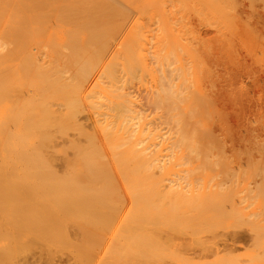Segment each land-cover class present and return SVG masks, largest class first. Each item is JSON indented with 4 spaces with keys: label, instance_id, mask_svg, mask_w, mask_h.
Instances as JSON below:
<instances>
[{
    "label": "bare ground",
    "instance_id": "bare-ground-1",
    "mask_svg": "<svg viewBox=\"0 0 264 264\" xmlns=\"http://www.w3.org/2000/svg\"><path fill=\"white\" fill-rule=\"evenodd\" d=\"M253 1L258 0H0V264H166L170 260L183 264L186 259L178 256L181 252L177 254V248L182 250L179 246H184V242L192 245L198 236L201 240L205 239L207 236L204 235V230H208L205 231L206 235H220L221 231L218 232L216 226L232 218L237 219L236 221L242 219L243 207L238 204L240 199L237 202L233 199L241 193L232 194L236 187L235 182H232L240 178L238 183L241 184L244 175L237 174V168L238 171L230 172L229 166L226 169L223 161L219 162L222 158L218 156L224 152V147H264V126L262 128L260 123V129L252 125L253 134L251 132L246 141L242 140L243 137H238L240 135L237 131L238 135L235 134L226 116L229 109L225 110L220 94L223 87H220L222 81L219 80L218 69L213 67L215 64H210L214 60H209L212 58L209 53L213 51L209 52V45L212 47L210 41L214 40H205L200 28L197 33L194 22L203 20L221 38H227L226 33L239 40L241 38L248 44L254 43L258 37L252 30L254 26H251L252 20H255ZM189 13L193 14L192 17H199L197 20L195 18L196 21L193 17L194 26L190 21V26L197 31L190 30L185 24L191 20V16L188 17L190 19L184 17ZM135 15L139 29L133 28L138 34L135 35V31L130 35L141 39L134 38L132 42L133 37L128 36L124 40L125 44L119 43L121 47H115L117 38L131 27ZM156 15L159 26H154V29L158 28L157 33L154 30L155 36L147 26L153 35V44H150L148 41L152 35L144 36L142 30L147 21L144 22L139 17L154 18ZM52 18L59 22V27L62 28L60 32L49 30L50 24L53 27V23L49 21ZM183 18L188 19L187 22H183L186 21ZM153 20L151 24L148 23L150 26ZM140 24H144V27ZM109 27L115 28L114 31L111 29L110 33ZM204 30L206 33L207 30ZM107 32L114 37L111 39ZM148 36L151 37L146 43L144 40ZM258 42H255L257 46L261 44ZM205 51L211 57L207 58ZM256 56L255 53L254 57ZM235 57L240 58L239 55ZM140 70L145 73L144 77L149 75L155 83L152 84L155 88L150 87L152 89L147 91L146 105H142V102L141 106L133 96L136 93L132 94L131 87L130 90L127 88L128 84L133 85V80L136 82ZM85 100L89 101L90 109H93L91 112L96 116L91 123L86 122L91 116L87 113ZM143 106H148L146 109H151L154 116L145 113L146 109L143 112ZM87 128L92 131L89 132ZM97 133H102L103 136ZM83 139L84 144L80 143ZM60 146L64 150L58 149ZM161 155L168 157L167 162L161 163ZM193 160L201 162L193 164ZM219 164L224 166L226 174L220 169L218 174L225 175V178L221 177L216 184L209 185L208 182L214 177H220L212 174L209 168L215 170ZM254 169L256 171L253 170L252 174L257 175L255 172H259L261 182L264 179V167L260 169L261 172L257 171V167ZM108 170L114 172V177H110ZM7 173L15 175H12L13 179L16 178L11 180V175L7 176ZM156 173L167 176L163 178H169V184L160 181L162 176L159 179L155 177ZM106 175L109 176L107 179ZM226 175L231 180L226 181ZM256 175L252 176L253 179L258 177ZM92 176L95 178L91 179ZM110 178H116L115 182H120L114 184L116 188L121 184L120 190L115 187H112L113 191L110 189L114 182ZM84 179L90 181L85 183ZM251 180L248 181L249 185ZM89 184H92L90 189ZM83 185L87 187L84 188ZM256 186H248L251 191L248 187L247 191L242 190L251 193L256 189L255 195L259 196L264 189L261 190L262 185L257 186L258 188ZM228 188L231 189L227 191ZM257 189H260L258 194ZM89 190H94V193ZM246 193V196L250 194ZM263 194L264 191L261 196ZM255 195H251L254 200ZM246 196H241L242 204ZM163 207L166 210L164 214L160 212ZM198 210H204L213 222L208 225L209 219L206 220L208 217L203 211L200 215L204 214L203 217L206 218L204 220L201 217V220L205 223L207 221L208 226L205 223L201 225V220H192L191 216L199 213L196 212ZM168 211L169 216L166 214ZM192 211L196 214H192ZM186 212L189 213V220L184 218L183 221L181 216L185 217ZM258 213L254 211L247 215L257 216ZM173 215L178 218V222ZM166 217L170 222L174 219L172 222L176 223L172 225ZM254 218L253 222L256 220ZM180 219L183 221L181 224ZM195 222L198 227H195ZM253 222L249 224L252 225ZM161 224L170 228L162 229ZM259 225L253 223L250 226L253 228L248 237L257 235ZM261 228L264 229V226ZM261 228L259 230L263 231ZM168 229L183 236L182 245L178 241H171L175 244L162 240L164 234L161 231ZM221 229L224 228L221 226ZM199 231L204 233L203 239L198 234ZM186 234L195 241H191ZM234 235H231L234 237L231 239L233 243L247 238L244 236L246 234ZM184 236L190 241L187 238L185 240ZM198 240L196 243L203 244L204 241ZM218 249L221 250L220 247ZM189 254L190 252L187 253ZM255 254L253 260L258 257ZM165 257L171 259L168 261ZM225 259L220 262H226ZM230 260V263L236 262ZM257 260L264 263V257L259 256ZM215 264H219V260Z\"/></svg>",
    "mask_w": 264,
    "mask_h": 264
},
{
    "label": "rangeland",
    "instance_id": "rangeland-1",
    "mask_svg": "<svg viewBox=\"0 0 264 264\" xmlns=\"http://www.w3.org/2000/svg\"><path fill=\"white\" fill-rule=\"evenodd\" d=\"M253 3H254V6H253V10H254V8H255V14H254V18L253 19H255V20H252L253 22H252V24H251V26L253 25L254 26V28H253V26H252V30L255 32V34H256V38H257V41H254V43L253 42H251V43H249V44H251V46L248 44V42H246V41H244V40H242L241 38H240V40L239 39H237V38H235L234 36L232 37L231 35H228V34H226L225 33V35H227V38H226V36L225 37H223V38H221V36H218L217 34H216V32L214 31V29L213 28H208L209 26H207L206 25V23H204V22H202L200 19H198L199 17L198 16H193L194 17V21H196L197 19V21H201V22H199L200 23V25H199V23H196V22H194L193 23V17H192V13L189 15H187V16H184L185 18H188L189 16H191L190 18H191V20H188V19H190V18H188V19H185V18H183L184 20H186V21H183V22H187V20H188V22L187 23H185V24H187L188 26H187V28L189 27L190 28V30L191 29H193V30H195L194 28L196 27V29L198 30H195V31H197V33H199V31L201 30V35H202V37H205V40H209V39H211L212 38V40H214V41H210V44L212 45V47L209 45V52H210V50H213V51H211V53H209L211 56H212V58H209V60H210V62H212L213 60H214V62H212V63H210L211 65H216L217 67H219V68H217L215 65L213 66L215 69H218V70H216V71H218V74H219V80H220V82L222 83L221 85H220V87L222 88L221 90L222 91H220V94L222 95V98H223V101H224V105H225V110L227 111L228 109V111L226 112V116H228L227 118L229 119V121L231 122L230 123V125L231 126H233L232 127V129H233V131L235 132V134H237V133H239V135L240 136H238L239 138L241 137H243L242 138V140H244V141H246V140H248V138L250 137V135H251V132L253 131L252 130V125L253 126H256V127H258V128H260V129H262L263 128V126H264V23H263V25H261L260 26V24L262 23V22H264V0H258V1H253ZM256 6V7H255ZM153 9V8H152ZM149 10H151V9H149ZM154 11V10H153ZM156 12V11H155ZM154 12V13H155ZM151 13H152V10H151ZM186 15V14H185ZM137 15H135L134 16V18H133V20H132V22H131V24H130V26L131 27H129L125 32H124V34L120 37V38H117V40L116 41H118V43L115 45V47L120 43V44H122V43H124V40H125V38H127L128 36H132L133 37V34L135 33V31H136V33H135V35L136 34H138L137 33V30L139 29V28H137V17H136ZM136 17V18H135ZM146 18H144V19H141L140 17H139V19L140 20H142V21H144V22H146L147 23V25L145 26V27H147V26H149L150 28H151V30H153L152 31V33L154 32V30H155V32L157 33V29L158 28H155L154 29V26L156 25L157 27L159 26V24H158V22H159V20L157 19L158 18V16L156 15L154 18H149L148 16H145ZM198 17V18H197ZM115 18V20H117L116 19V17H114ZM143 18V17H142ZM147 18H149V22H148V20H147ZM195 18H196V20H195ZM113 19V18H112ZM154 19V20H153ZM261 19V20H260ZM52 20H54V21H52ZM151 20H153V24H154V22L155 23H157V24H152L151 26L149 25V24H151L152 23V21ZM156 20V21H155ZM50 21V23L52 22L53 23V27L51 26V24H50V29L49 30H51V31H53V32H60L59 30H61L62 28L61 27H59L60 25H59V22L58 21H56L55 20V18H52L51 20H49ZM113 21V20H112ZM118 21V20H117ZM121 21V20H120ZM136 21V22H135ZM141 21V22H142ZM190 21H191V23H192V26H194V28L192 27V26H190L191 25V23H190ZM256 21H258V23L256 22ZM54 22L57 24L58 23V26H55L54 25ZM119 22V21H118ZM117 22V23H118ZM123 22V21H122ZM121 22V23H122ZM140 22V21H139ZM140 22V23H141ZM144 22H142V23H144ZM151 22V23H150ZM47 23H49V22H47ZM134 23H136L135 24V26L133 25ZM146 23H144V24H146ZM149 23V24H148ZM188 23H190V24H188ZM202 23H204V24H202ZM113 24V23H112ZM139 24V23H138ZM144 24H140L141 26L143 25V27H144ZM204 25V26H202V25ZM255 24V25H254ZM31 25H32V23H31ZM47 25V24H46ZM139 25V26H140ZM113 25H111V27H112ZM153 26V27H152ZM155 26V27H156ZM206 26V27H205ZM29 27H31V26H29ZM48 27V26H47ZM136 27L137 28V30L136 29H134V28ZM142 27V28H143ZM143 28L142 30L144 31L143 33L145 34L144 36H146V35H152V33H150L151 31H150V28L148 29V27L147 28ZM201 27H202V29H201ZM205 27V28H204ZM32 28H33V26H32ZM113 28V27H112ZM111 28V29H112ZM130 28H132V30L130 29ZM198 28H200V30L198 29ZM208 28V29H207ZM110 29V27H109V32L111 33L112 32V30L114 31V29H112L111 30ZM119 29V28H118ZM146 29H148L146 32H145V30ZM204 29H206L207 31H206V33L208 32V34H210V35H208V34H206L205 33V30ZM211 29H213V30H211ZM255 29V30H254ZM259 29V30H258ZM31 30V29H30ZM141 30V29H140ZM141 30V31H142ZM209 30V31H208ZM257 30V31H256ZM128 31H129V33H128ZM132 31V32H131ZM148 31H149V33H148ZM202 31H203V33L205 34L204 36H203V33H202ZM212 31V32H211ZM214 31V32H213ZM263 31V32H262ZM36 32V31H35ZM109 32H107L108 34H109V36L111 35V39H112V34H110ZM134 32V33H133ZM155 32L153 33V35L155 36ZM131 33H133L132 35H130ZM142 33V34H143ZM214 33V34H213ZM128 34V35H127ZM263 36H262V35ZM134 35V36H135ZM139 35H140V32H139ZM153 35H152V37L151 36H148V38L146 39V37H145V39L146 40H144V41H146V43H147V41H148V39H150V37H151V39H150V41H148L150 44H153L152 43V39H153ZM208 35V36H207ZM211 35H212V37H211ZM141 36V35H140ZM217 37V39H216V37ZM223 36H224V33H223ZM228 36H229V38H228ZM114 37V36H113ZM142 37V36H141ZM206 37H208V39L206 38ZM215 37V38H214ZM218 37H219V39H218ZM231 37V38H230ZM134 38L135 37H133L132 38V40H131V38H129L132 42H133V40H134ZM137 38V40H138V38H140V37H136ZM135 38V39H136ZM143 39H144V37H142ZM226 38V39H225ZM119 39V40H118ZM128 39V40H129ZM141 39V38H140ZM142 39V40H143ZM222 39V41H220ZM234 39V40H233ZM130 40H129V42H130ZM204 40V39H203ZM216 40H218V42L216 41ZM231 40H232V42L233 43H231L230 44V42H231ZM261 40V41H260ZM229 41V42H228ZM259 41V42H258ZM125 42H127V41H125ZM128 42V43H129ZM154 42V41H153ZM205 42V41H204ZM207 42H209V41H207ZM215 42H217V46L215 47V45H216V43ZM242 42V43H241ZM250 42V41H249ZM255 42H258V43H261V44H258V46H257V43L255 44ZM144 43V42H143ZM148 43V44H149ZM201 43H202V45H204L203 44V42L201 41ZM200 43V44H201ZM215 43V44H214ZM220 43V44H219ZM227 43H229L228 44V47H227ZM252 43H253V45H252ZM125 44V43H124ZM223 44V45H222ZM235 44V45H234ZM245 44V45H244ZM123 45V44H122ZM225 45V46H224ZM244 45V46H243ZM261 45H263L262 47H263V49H261L262 47H261ZM147 46H149V45H147ZM219 46H221V48L219 47ZM229 46H230V48H229ZM231 46L233 47V48H231ZM243 46V47H242ZM253 46V47H252ZM118 47L120 48L121 47V45H118ZM153 47V46H152ZM226 47V48H225ZM258 47V48H257ZM148 48H150V47H148ZM213 48V49H212ZM215 48L217 49V50H215ZM242 48V49H241ZM252 48H253V50H252ZM116 49H118V48H116ZM222 49H223V51H222ZM227 49V50H226ZM228 49H230V50H228ZM233 49V50H232ZM232 50V51H231ZM236 50V51H235ZM238 50V51H237ZM242 50V51H241ZM258 50V51H257ZM260 50H262V51H260ZM220 51V52H219ZM225 51H226V53H225ZM236 52V53H234V52ZM240 51V52H239ZM257 51V52H256ZM251 52H252V54H251ZM260 52H261V54H260ZM214 53V54H213ZM233 53V54H232ZM255 53L257 54V56L256 57H254L255 56ZM208 54V52L206 53V51L204 52V55L208 58L209 56L207 55ZM235 54V55H234ZM244 54V55H243ZM254 54V55H253ZM222 55H223V58H222ZM240 56V58L239 57H235V56ZM210 56V57H211ZM217 56V57H216ZM218 56H219V59H218ZM253 56V57H252ZM226 57V58H225ZM234 57V58H233ZM259 57H261V59L263 60H260L259 59ZM222 58V59H221ZM237 58H239V59H237ZM255 58V59H254ZM212 59V60H211ZM218 59V60H217ZM237 59V60H236ZM256 59H257V61H256ZM258 60H260V61H258ZM229 61V62H228ZM222 62V63H221ZM236 62V63H235ZM251 63V64H250ZM156 64H153V66L154 67H156L155 66ZM222 65V66H221ZM221 67H222V69H221ZM154 69V68H153ZM159 69V68H158ZM214 69V70H215ZM221 69V70H220ZM155 70H157V69H155ZM219 70H220V72H219ZM142 70H140L138 73L140 74V75H138L137 74V79L136 78H134V79H136V82L133 80V82H132V84L133 85H130V84H128L127 85V88L129 89L130 87H131V92H132V94H134V93H136L135 95H133V96H135L134 98L135 99H137L136 101H137V104L138 105H140V104H142V102H143V104L142 105H144L145 103H146V101H145V99L147 98V91L148 90H151L152 88L154 89L155 88V86H153V85H155V83H153L154 81L152 80L153 78H151L149 75H145V77H144V74H143V72H141ZM158 71V70H157ZM157 73H159V72H157ZM227 73V74H226ZM253 73V74H252ZM223 74V75H222ZM250 74V75H249ZM222 76H223V80H222ZM251 76V77H250ZM140 77V78H139ZM142 77V78H141ZM144 77V78H143ZM231 78H233V79H231ZM247 78V79H246ZM139 79V80H138ZM150 79V80H149ZM148 80V81H147ZM100 81V80H99ZM150 81V82H149ZM143 84H141V83ZM152 82V83H151ZM252 82V83H251ZM100 83V82H99ZM95 84H97V83H95ZM94 84V85H95ZM146 84V85H145ZM153 84V85H152ZM93 85V86H94ZM130 85V86H129ZM96 86V85H95ZM94 86V87H95ZM98 86V85H97ZM95 87V88H98V87ZM134 86V87H133ZM136 86V87H135ZM144 86V87H143ZM94 87H91V88H93L94 89V91H95V88ZM133 87V88H132ZM147 87V88H146ZM150 87H152V88H150ZM92 89V90H93ZM135 89V90H134ZM127 90V89H126ZM130 90V89H129ZM137 90H138V92H137ZM141 90H142V92H141ZM144 91V92H143ZM249 91V92H248ZM145 92H146V94H145ZM141 93H142V95H141ZM223 93V94H222ZM144 94H145V96H144ZM240 94V95H239ZM141 97V98H140ZM143 97H145V98H143ZM85 102H86V110H87V113L88 114H90V116H91V119L90 120H88V121H86V122H90L91 123V120H94V119H96V116H94V114L92 113L93 112V109H92V107H91V109H90V106H89V101L88 100H85ZM140 102V103H139ZM237 103V104H236ZM146 105V104H145ZM141 106V105H140ZM143 112H144V110L146 109V108H148V106H143ZM92 111V112H91ZM147 111V112H146ZM149 111V112H148ZM238 111V112H237ZM256 111V112H255ZM229 112V113H228ZM255 112V113H254ZM258 112V113H257ZM145 113H154L151 109H146L145 110ZM263 114V115H262ZM153 115V114H152ZM152 115H151V117H152ZM259 115V116H258ZM94 116V117H93ZM154 116V115H153ZM241 117V118H240ZM254 118V119H253ZM262 118H263V121H262ZM240 119V120H239ZM250 119H251V122H250ZM256 119V120H255ZM255 120V121H254ZM238 121V122H237ZM243 121V122H242ZM253 121V122H252ZM261 121V122H260ZM238 123V124H237ZM255 123V124H254ZM260 123H261V126H262V128H261V126H259L260 125ZM89 124V123H88ZM236 124V125H235ZM97 125V124H96ZM246 125V126H245ZM238 127V130H236V127ZM248 126V127H247ZM88 129V128H87ZM251 129V130H250ZM241 130L242 131H244V132H241ZM88 131L89 132H91L92 131V129H88ZM236 131H237V133H236ZM99 132H101V131H99ZM98 134V133H97ZM100 134V133H99ZM98 134V135H99ZM252 134H253V132H252ZM101 136H103V134L101 133L100 134ZM238 135V134H237ZM244 135V136H243ZM79 136V135H78ZM82 137L83 138H85L83 135H82ZM81 137V138H82ZM252 137V136H251ZM80 138V139H81ZM246 138V139H245ZM84 141V139L80 142V143H82ZM87 142V141H86ZM83 144H84V142H83ZM62 146V145H61ZM61 146L60 147H58V149H62L61 148ZM65 146V145H64ZM82 146V145H81ZM86 146V145H85ZM67 148V147H66ZM84 148H86V147H84ZM239 148V149H238ZM68 149V148H67ZM70 149V148H69ZM203 149V148H202ZM213 149H217V148H213ZM221 150L223 149V148H220ZM62 150H64V148L62 149ZM218 150H219V148H218ZM224 155H223V153H220V155L218 156V158H222V160H220L219 162L220 163H222V161H223V164H225V168L226 167H228L229 166V169H230V172H232V173H234L233 171H235L236 172V170L237 169H239V171L238 172H236L237 174H243L244 175V177H245V179H244V177H242L243 179H242V183L240 184V182L238 183V181L240 180V178H238V180L236 181H234L233 180V184H234V182H235V184H234V186H236L235 187V189H233L232 190V194L234 195V193L236 194V192L237 193H241V194H238V196L240 197V198H237L238 196L237 195H235L234 197H233V199L237 202V199L239 200L238 201V204H240L241 205V207H243V214H242V219L240 220V219H238L239 221H236L237 219H234V218H232V219H230V220H228V221H226V222H223V224L224 223H226V224H222V225H219V226H216L215 228H216V230L218 231V232H220V235H218L219 233L218 232H216V233H218V234H213V233H211V234H208L207 233V235H206V232L205 231H207L208 232V230H204V233H202V231H199V233L198 234H200V235H202V239H203V234L205 235V236H207V237H205V239H203V240H201V238L199 239V236H198V239L196 238V241L194 240V239H192V237H190L189 235H187V236H189V238H191L190 240L192 241V240H194L195 241V243L194 244H192V245H194V246H192L191 244L190 245H188V244H185V242L183 241L184 239H182L183 238V236H181L179 233V235H177V234H175V233H173L171 230L169 231V229L168 230H165V231H161V233H163V234H161V235H163L164 237H162V236H160V237H162V240L163 239H165L164 240V242L166 241V240H168L170 243H173L174 241H178V243L180 244V245H182L181 244V242L183 241L184 243V246H186L185 248H184V246H179V248H182V250L180 249V251H179V249L177 248V254H178V252H181V253H179L178 254V256L179 257H181L182 256V258H185L184 260L185 261H189V263L191 262V264L192 263H194V264H215V262H218V260H219V264L221 263V264H225V263H230L231 262V260L230 259H233L234 261H236V262H233V263H230V264H261V261H259V260H257L258 259V257L260 256V257H264V239H262V238H264V229L263 228H261V227H263L264 226V194L261 196V194L263 193V189H264V184H263V182H264V179L261 181V182H259V177L261 176H259L258 174H259V172H255V173H258L256 176H258V177H254V179H253V177L252 176H255L254 174H252V172H253V170H255L254 168H258L257 169V171H260L261 172V168L262 167H264V147H260L259 148V146H257V147H254V146H237V147H224ZM71 151V150H70ZM69 151V152H70ZM242 151V152H241ZM258 151V152H257ZM68 152V153H69ZM72 152V151H71ZM70 152V153H71ZM257 152V153H256ZM73 153V152H72ZM240 153H242V155L240 154ZM250 153V154H249ZM221 155H223V157H220ZM213 156H215V155H213ZM230 156V157H229ZM161 157H162V160L163 161H161V163H163V162H167V160L168 159H166V158H168V157H166L165 158V155H161ZM164 157V158H163ZM203 157V156H202ZM217 157V156H216ZM226 157V158H225ZM159 158H160V156H159ZM171 158V157H170ZM201 158V157H200ZM199 158V159H200ZM213 158H215V157H212V159ZM161 159V158H160ZM190 159H192V158H190ZM204 158H202V160H203ZM223 159H225V160H223ZM249 159V160H248ZM170 160V159H169ZM189 160V159H188ZM249 161V162H245V161ZM252 160V161H251ZM260 160V161H259ZM57 161H59V160H57ZM200 160H196V161H194L193 160V164H197V163H200L199 162ZM227 161H229V162H227ZM192 162V161H191ZM231 162V163H230ZM256 164H255V163ZM258 162V163H257ZM60 163V162H59ZM226 163H227V165H226ZM229 163V164H228ZM223 164H222V166H223ZM258 164H260V165H258ZM238 165V166H237ZM258 165V166H257ZM209 166H211V164L209 165ZM214 166V165H213ZM216 166H218V165H216ZM216 166H215V168H216ZM248 166V167H247ZM250 166H252V167H250ZM260 166V167H259ZM107 167V166H106ZM106 167H104V168H106ZM220 167V168H219ZM224 167V166H223ZM223 167H221L220 166V164H219V166L215 169V170H211L210 168H209V171L212 173V174H218V172H219V169L220 170H222V172H224L223 170H225V168H223ZM242 167V168H241ZM103 168V169H104ZM108 168V167H107ZM106 168V169H107ZM237 168V169H236ZM241 168V169H240ZM247 170H245V169ZM106 169H104V170H106ZM111 169V168H110ZM109 169V170H110ZM213 169V168H212ZM227 169V168H226ZM261 169V170H260ZM10 170H12V169H10ZM103 170V171H104ZM108 170V172H110L111 173V171H109ZM112 170V169H111ZM243 170H244V172H243ZM264 170V169H263ZM14 170H12V172H13ZM226 171V170H225ZM246 171V172H245ZM249 171V172H248ZM256 171V170H255ZM9 172V171H8ZM11 172V171H10ZM105 172V171H104ZM221 172V173H222ZM227 172H229V171H227ZM263 172V171H262ZM103 173V172H102ZM101 173V174H102ZM112 173H113V175H114V172L112 171ZM112 173L110 174V177H111V175H112ZM225 174H226V172H224ZM250 173L252 174L251 175V177L249 176L250 175ZM10 173H7V176L9 175ZM107 175L109 174V173H106ZM157 174V175H156ZM155 174V177H159L160 178V176H162L161 178H163V176L164 177H167V176H165L163 173H156ZM236 174V175H237ZM239 174V175H240ZM260 174H262V173H260ZM263 174H264V172H263ZM11 176L10 177H12V179L11 180H14L13 179V176H15V175H13V174H10ZM13 175V176H12ZM104 176H105V174H103ZM106 175V176H107ZM112 175V176H113ZM119 175V174H118ZM121 175H123L122 173H121ZM219 175V174H218ZM103 176V177H104ZM116 176V175H115ZM120 176V175H119ZM220 176V175H219ZM227 176V175H226ZM233 177L235 176V175H232ZM246 176H247V178H246ZM263 176V175H262ZM109 176H107L106 177V179L108 178ZM114 177V176H113ZM112 177V178H113ZM118 177V176H117ZM116 177V178H117ZM221 177H223V178H225V175H221L219 178H218V176H217V178H215L214 177V179H212L210 182H208L209 183V185H212V184H216L217 183V181H219L220 179H222ZM229 176H227V179H225L226 181H228V180H231V179H229L228 178ZM236 177V176H235ZM234 177V178H235ZM238 177H240V176H238ZM264 177V176H263ZM263 177H261V178H263ZM7 178V177H6ZM95 177L94 176H92V178L91 179H94ZM116 178H114L115 180H116ZM120 178H121V176H120ZM119 177H118V179H120ZM158 178V179H159ZM161 178H160V181L161 182H170V180H169V178L166 180L165 178H163V181L161 180ZM237 178V177H236ZM88 179V178H87ZM86 179V181H90V179L89 180H87ZM105 179V178H104ZM103 179V180H104ZM111 179V178H110ZM113 179V180H114ZM252 179V180H251ZM10 180V179H9ZM112 180V179H111ZM112 180V181H113ZM115 180H114V182L112 183L113 185L114 184H118V183H120V182H115ZM224 179H223V182L225 181ZM251 180V182H250V184L251 185H249V182L248 181H250ZM7 181H8V178H7ZM82 181H83V179H82ZM81 181V182H82ZM86 181H85V179H84V182L86 183ZM106 181V180H105ZM109 182H110V180H108ZM111 181V182H112ZM118 181H120V180H118ZM256 181V182H255ZM84 182H82L83 184H84ZM92 182V181H91ZM94 182H96L95 180H94ZM121 182H122V185H124V182L122 181V179H121ZM160 182V183H161ZM169 182L167 183V184H169ZM259 182V183H258ZM12 183H14V182H11V184ZM90 183V182H89ZM93 183V182H92ZM98 183V182H97ZM103 183V182H102ZM105 183V182H104ZM163 183V184H164ZM207 183V184H208ZM230 183V181L229 182H227L226 184L228 185ZM240 184V185H238V184ZM256 183H258V184H256ZM261 183V184H260ZM16 184V183H15ZM14 184V185H15ZM99 184V183H98ZM98 184H96V185H98ZM232 184V185H233ZM258 186L259 184H260V186L262 187V189L261 190H263L260 194H259V196L257 195H255V192H256V189L254 190V192L252 193H250V192H244V190H246L247 191V189H246V187H248V186H251V187H254V186H256V185ZM87 185V184H86ZM90 185V184H89ZM100 185H102V187H103V185L104 184H101L100 183ZM100 185L98 186V187H100ZM111 185V188L109 187V184H107V186L112 190V187H115V189H117V190H120L121 189V187H119V186H121V184L118 186V188H116V186L114 185ZM227 185H226V188H227ZM232 185H230V187L232 186ZM248 185V186H247ZM85 185H83V187H84ZM91 186H92V184L90 185V187H89V189L91 188ZM94 186V185H93ZM255 187V188H258V187H260V186H258V187ZM85 187H87V186H85ZM84 187V188H85ZM95 187V186H94ZM102 187H100V190L102 189ZM107 187V189H109ZM229 187V186H228ZM103 188H105V187H103ZM161 188H162V183H161ZM232 188H234V187H232ZM249 188V187H248ZM96 189V188H95ZM94 189V190H95ZM114 189V188H113ZM229 189H231V188H228L227 189V191L229 190ZM242 189H244V190H242ZM250 190L249 191H251V188H249ZM87 189H85V191H86ZM93 190V191H94ZM99 190V189H98ZM115 191L114 190V192H118V191ZM161 190V189H160ZM240 190V191H239ZM260 190V189H259ZM258 189H257V194H258V191H259ZM89 191H91V190H89ZM93 191H91V192H93ZM106 191H108V190H106ZM113 191V190H112ZM111 191V192H112ZM231 191V190H230ZM243 191V192H242ZM97 191H95V193H96ZM100 192V191H99ZM94 193V192H93ZM98 193V192H97ZM101 193H102V191H101ZM108 193V192H107ZM110 193V192H109ZM245 193L246 194H248V193H250V194H248L247 196L245 195ZM102 194H104V192L102 193ZM114 195H116L115 193H113ZM113 194L111 195V197L113 196ZM118 194H120V193H118ZM232 195V196H233ZM246 196L247 198L245 199V202L242 204L241 203V201H242V197L241 196ZM251 195L253 196V195H255L256 196V200H254L255 198H251ZM108 196H109V194H108ZM119 195H117V197H118ZM106 197H107V195H106ZM110 197V198H111ZM250 197V198H249ZM232 198V197H231ZM114 199H115V196H114ZM117 199H119V198H117ZM250 199V200H249ZM105 200L107 201L108 199H106L105 198ZM111 200V199H110ZM109 200V201H110ZM120 200V199H119ZM108 201V202H109ZM251 203H253V204H249L250 202ZM253 201V202H252ZM114 201H112V203H113ZM116 202V201H115ZM110 203V202H109ZM247 204H248V207L246 208V206H247ZM263 205V206H262ZM250 206V207H249ZM224 207H225V205H224ZM245 208V209H244ZM170 209V208H169ZM225 208H223V210H224ZM247 209V210H246ZM263 211H262V210ZM166 210H165V207H163V209H162V211H160V212H165ZM203 211V213L205 212L204 210H202ZM201 211V212H202ZM226 211V210H225ZM254 211L255 212H259L258 213V217L257 216H255V215H251V217H249L248 215L251 213V212H253L254 213ZM262 211V212H261ZM171 212V211H170ZM196 212H199V213H195V211L193 212H191L192 214L194 213V214H196L197 216H198V218H199V220H198V218H197V216L196 215H193V216H191L192 214L190 213V216H191V218H192V220H194V218H195V220L196 221H200L201 220V217H202V219L204 218V220H205V218L206 217H203V215L204 214H206V212L203 214V215H200V211L198 210V211H196ZM183 213V212H182ZM261 213V214H260ZM164 214V213H163ZM162 214V215H163ZM168 216H169V211H168V213H166ZM176 214V213H175ZM186 216L185 217H183L184 215H185V212H184V214H183V216H181L182 218V220L185 218H188V220H189V213H187L186 212ZM199 214V215H198ZM202 214V213H201ZM248 214V215H247ZM180 215H181V212H180ZM244 215V216H243ZM261 215V216H260ZM160 216V215H159ZM164 216V215H163ZM166 216V215H165ZM170 216H171V214H170ZM174 216V219L176 218L177 219V222H178V218L177 217H175V215H173ZM179 216V215H178ZM188 216V217H187ZM206 216L208 217V218H206V220L207 219H209L210 217L206 214ZM245 216H246V219H245ZM253 216V217H252ZM254 216H255V218H254ZM263 216V217H262ZM258 219H257V218ZM260 217V218H259ZM159 218H161V221H163L162 220V217H159ZM167 218V217H166ZM165 218V219H166ZM172 219H173V217H171ZM180 218V217H179ZM191 218H190V221L189 222H191ZM197 218V219H196ZM244 218V219H243ZM252 218H254V219H256V220H254V222H253V219ZM168 219V221L170 222V219L169 218H167ZM171 219V220H172ZM173 219V220H174ZM179 220L180 221V223L179 224H181V221L182 220ZM252 219V220H251ZM261 219H263L262 221H261ZM172 220V221H173ZM194 220V221H195ZM203 220V221H204ZM244 220V221H243ZM249 220V221H248ZM259 220H260V222H259ZM170 222L172 225L173 224H175L176 223V221H175V223H173V222ZM184 221V220H183ZM182 221V222H183ZM186 221H187V219H186ZM185 221V222H186ZM194 221H192V222H194ZM202 220H201V222H200V224L201 225H205V226H208V225H210V223L209 222H213L212 221V219H209L208 220V225H207V221H206V223L205 222H203ZM234 221H235V223H234ZM253 222L254 223V225H259V227H257V235H255L254 234V236L253 237H248V236H250L249 234H251V232H250V230L253 228V227H250V226H252L253 225V223H252V225H250L249 223H251V222ZM166 222V221H165ZM197 222V223H198ZM233 222V223H232ZM240 223V224H238V226L237 225H235V224H237V223ZM245 222V223H244ZM248 222V223H247ZM259 222V223H258ZM262 222V223H261ZM164 223V222H163ZM167 223V222H166ZM169 223V224H170ZM203 223H205V224H203ZM256 223H258V224H256ZM168 224V223H167ZM183 224H185V223H183ZM186 224H188L187 222H186ZM192 224V223H191ZM195 224H196V222H195ZM212 224V223H211ZM233 224V225H232ZM244 224V225H243ZM163 225H165L166 226V224H163ZM162 224H161V226L160 227H162V229L163 228H170V227H164ZM226 225V226H225ZM242 225V226H241ZM192 226H194V225H192ZM221 226L224 228V229H221ZM229 226V227H228ZM172 227V226H171ZM195 227H198V224H196V226ZM226 227V228H225ZM214 228V229H215ZM248 228V229H247ZM261 228V230H263V231H260L259 229ZM161 229V228H160ZM189 229V228H188ZM188 229H186V230H188ZM191 229V228H190ZM189 229V230H190ZM221 229V230H220ZM233 229V230H232ZM242 231H241V230ZM244 229H245V231H244ZM230 232H229V231ZM237 230V231H236ZM249 230V231H248ZM213 231V230H212ZM222 231H223V236H224V238L226 237V239H224L223 238V236H222ZM225 231V232H224ZM248 231V232H247ZM165 232V233H164ZM175 232V231H174ZM192 232V230L190 231V233ZM211 232V231H210ZM235 232V233H234ZM238 232V234H236ZM242 232V233H241ZM253 232V231H252ZM260 232V233H259ZM262 232V233H261ZM177 233V232H176ZM185 233V232H184ZM187 233V232H186ZM202 233V234H201ZM231 233V234H230ZM241 235H240V234ZM256 233V232H255ZM258 233H259V235H258ZM171 234V235H170ZM173 234V235H172ZM235 234V235H234ZM244 234H246V235H244ZM248 234V235H247ZM177 235V236H176ZM191 235V234H190ZM195 234H192V236H194ZM215 235H217V236H215ZM234 235L235 237H236V235H240V236H242V235H244V236H246L245 238L246 239H242L241 241H239V242H236V243H233L232 242V240H233V238H232V236ZM260 235H262V236H260ZM167 236H169V237H167ZM181 236V238H179ZM187 236H184V238H185V240H186V238L188 239V237ZM196 237H197V235H195ZM213 236V237H212ZM239 236V237H240ZM165 237H167V238H165ZM171 237H173L172 239H171ZM221 237H222V239H221ZM229 237V238H228ZM238 237V236H237ZM260 237V238H259ZM219 238V239H218ZM256 238V239H255ZM181 239V240H180ZM221 239V240H220ZM229 239V240H228ZM232 239V240H231ZM250 239V240H249ZM172 240H174L173 242H171ZM189 240V239H188ZM189 240V241H190ZM197 240H198V242L201 240L202 242H203V244H201V243H196L197 242ZM207 240V242L205 243V241ZM213 240V241H212ZM218 240V241H217ZM258 240V241H257ZM200 241V242H201ZM221 241V242H220ZM228 241H230V243L228 242ZM254 241V242H253ZM255 241H256V243H255ZM262 242V244H261V242ZM223 242V243H222ZM232 242V243H231ZM252 242H253V244H252ZM259 242V243H258ZM166 243H167V241H166ZM175 243V242H174ZM177 243V245H179ZM188 243V242H187ZM215 243H216V245H215ZM217 243H219V244H217ZM224 243H229V244H224ZM250 243V244H249ZM169 244V243H168ZM176 244V243H175ZM197 246H196V245ZM211 244V245H210ZM224 244V245H223ZM231 244H236L234 247L231 245ZM252 244V245H251ZM257 244V245H256ZM199 245V246H198ZM201 245V246H200ZM208 246V248H207V246ZM219 245V246H218ZM228 245H230V246H228ZM189 246L191 247V248H189ZM214 247V249H216V250H214V249H211V248H213ZM225 246V247H224ZM260 246V247H259ZM263 248H262V247ZM194 247V248H193ZM199 247H201L200 249H198L197 250V248H199ZM202 247H204L203 249H204V251H203V249H202ZM206 247V248H205ZM215 247H217V248H215ZM218 247H220V249L222 250H219L218 249ZM230 247V248H229ZM223 248H225V249H223ZM231 248H233L234 249V251H233V249L231 250ZM260 248H262V250L260 249ZM184 249V250H183ZM188 249H190V250H188V252H190V254L189 255H187V253L185 254V251H187ZM206 249L208 250V249H211V250H214L213 251V253L211 252V250L208 252V251H206ZM226 249H228V250H226ZM193 250V251H192ZM199 250H201V251H199ZM219 250V251H218ZM196 252V254L198 255H196L195 256V252ZM223 251H224V253H223ZM230 251V252H229ZM259 251V252H258ZM183 252V253H182ZM202 252H203V254H202ZM215 252V253H214ZM219 252V253H218ZM232 252V253H231ZM261 252V253H260ZM192 253V254H191ZM199 253H201V255L199 254ZM209 253H210V255H209ZM256 253V254H255ZM205 254V255H204ZM213 254H215V255H213ZM256 255V256H258L257 258L255 257L254 259L255 260H253V255ZM183 255L185 256V257H183ZM195 257H194V256ZM263 255V256H262ZM190 256H192V257H190ZM199 256H201V257H199ZM208 256H209V258H208ZM233 256H235L234 258H233ZM170 257H165V260H167L168 259V261L171 259H169ZM188 258V259H187ZM193 258V259H192ZM208 258V259H207ZM226 258V259H225ZM230 260H228V259ZM241 258V259H240ZM243 258H245V259H243ZM248 258V259H247ZM249 258H252V259H249ZM217 259V260H216ZM225 259V261L226 262H224V263H222V262H220V260H224ZM238 259V260H237ZM247 259V260H246ZM205 260V261H204ZM216 260V261H215ZM232 260V261H233ZM243 260V261H242ZM249 260V261H248ZM172 263H171V262ZM169 262H165L166 264L168 263V264H175V263H173V261L172 260H170ZM185 261H183L182 263L184 264H189V263H186ZM193 261H195V262H193ZM240 261L241 263H238V262ZM163 262V263H164ZM212 262V263H211ZM43 262H40L39 264H42ZM43 264H45V263H43ZM177 264V263H176ZM262 264H264V263H262Z\"/></svg>",
    "mask_w": 264,
    "mask_h": 264
}]
</instances>
